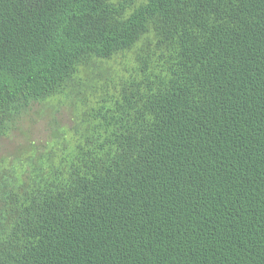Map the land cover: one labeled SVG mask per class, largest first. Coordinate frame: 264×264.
Segmentation results:
<instances>
[{
    "label": "trees",
    "instance_id": "trees-1",
    "mask_svg": "<svg viewBox=\"0 0 264 264\" xmlns=\"http://www.w3.org/2000/svg\"><path fill=\"white\" fill-rule=\"evenodd\" d=\"M52 98L0 264H264V0H0V142Z\"/></svg>",
    "mask_w": 264,
    "mask_h": 264
},
{
    "label": "rangeland",
    "instance_id": "rangeland-1",
    "mask_svg": "<svg viewBox=\"0 0 264 264\" xmlns=\"http://www.w3.org/2000/svg\"><path fill=\"white\" fill-rule=\"evenodd\" d=\"M116 63V62H115ZM119 68V65H117ZM97 92H99L97 90ZM63 98V97H62ZM61 98V99H62ZM57 105V99H49L44 104H33L28 114L25 116L19 127L5 136L0 142V157L5 158L27 141H35L45 137L49 116H39V112H52ZM56 119L66 124L68 122L69 111L65 104L59 105L54 113Z\"/></svg>",
    "mask_w": 264,
    "mask_h": 264
}]
</instances>
